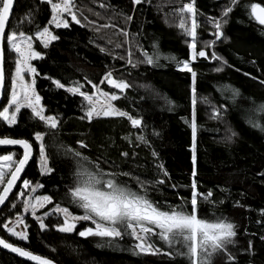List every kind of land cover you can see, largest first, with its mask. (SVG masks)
Wrapping results in <instances>:
<instances>
[{
    "label": "trees",
    "instance_id": "obj_1",
    "mask_svg": "<svg viewBox=\"0 0 264 264\" xmlns=\"http://www.w3.org/2000/svg\"><path fill=\"white\" fill-rule=\"evenodd\" d=\"M188 2L190 0H151L148 3L145 0L141 5L134 6L131 0H76L78 8L88 20L78 17L81 18V25L70 22L68 29L51 26L59 39L47 49L35 41V49L44 58L33 62L41 74L36 81V90L42 97L46 115L61 117L59 137L63 144L81 151L92 160L99 157L114 161L120 167L110 170L132 172L142 180L155 181L162 178L158 176L155 167L162 163L169 179L155 190L150 188L149 192L152 198L173 205L181 202L180 197L190 199L193 167L191 74L180 71L177 63L164 59L156 66L138 63L135 68L128 65L127 60L129 48L133 62L137 63L144 59L143 52L153 53L154 43L158 44V54L162 57L174 55L179 60L190 59L186 43L188 38L178 27L179 17L173 15L176 9ZM254 2L264 5V0H240L239 5L229 14L228 23L223 28L225 38L215 45L217 54L228 61V66L222 72L213 71L219 64L210 59L199 58L192 63L197 72L198 190L202 193L211 190L214 201H224L212 207L201 200L200 209L205 214L223 215L235 223L237 236L229 251L239 264H264V241L260 239L264 236V215L261 214V210H264V177L257 175L264 172V132L255 130L247 123L249 118L264 123V115L253 116L250 112L254 109L251 101L257 104L264 101V84L260 83L264 81V26L250 18V8L244 7ZM101 3L109 7L101 8ZM228 5L229 0H196L201 24L198 35L201 40L214 39L210 35L213 29L206 23V18L219 17ZM29 12L32 13L31 24L28 22ZM94 13H99V16ZM122 14L133 15V21L126 23ZM50 19V5L42 0H16L7 32L15 29L17 32L34 35L37 26L42 29ZM88 21H96L99 25L111 21L115 27L102 28L97 32ZM121 28L131 35L120 34ZM4 48L7 91L0 110L7 104L15 67V53L8 50L6 39ZM101 48L105 51H100ZM208 53L210 57L211 49ZM108 70H114L115 78L124 79L132 85L115 103L132 116L142 119L140 128H133L127 118H99L91 122L80 119L83 115L82 98L78 94L69 93L66 88L73 86V81H79L84 84L82 90L93 92L94 89L84 80L87 77L104 91L118 92L106 82L100 85V80ZM46 76L59 79L66 88H57ZM225 85L240 90L241 96L235 104L227 94L222 95L218 90ZM202 97H207L209 103L202 102ZM212 106H223L225 109L221 120L211 118ZM185 119L189 123L186 124ZM229 129L238 133L233 142L226 140V136L230 135ZM35 131H45V127L31 116L30 109L21 111L15 126H8L0 119V137L26 138L33 142L35 157L23 180L28 179L32 186L41 184L43 187L38 190V194L53 197V204L46 211L57 203L69 207L66 192L72 183L73 161L62 158L49 147L46 149L49 166L54 171L41 174L39 142H34ZM129 135L133 141L131 144L123 139ZM137 135L146 136L148 145L139 144L135 140ZM80 140L88 145L87 149L79 148L77 141ZM46 143L50 141L46 140ZM153 150L158 154V159L152 156ZM13 152L17 158L22 155L20 149L0 150L1 155ZM122 152H127L128 158L122 157ZM102 167L108 169L109 165ZM121 179L131 183L133 188L137 187L129 178ZM23 180L0 212V236L9 242L45 256L57 264H188L187 260H176L165 255L175 250L169 249L158 238H152V242L163 251L159 255H151L138 253L134 247L136 241L127 234L123 239L111 243L99 237H80V230L93 226L90 222L79 223L73 233H60L54 226L62 223L63 217L56 214L45 219L49 227L43 232L38 222L26 215L30 240L18 241L2 225L9 218H15L17 213H22L23 205L18 199V193ZM173 184L177 186L176 189L171 187ZM221 189L226 191L222 192ZM12 203L16 204L15 208L11 207ZM70 211L74 210L70 207ZM249 241H252L254 254L245 251ZM216 259L213 258L214 264ZM224 261L227 264L226 256ZM0 264L32 263L0 249Z\"/></svg>",
    "mask_w": 264,
    "mask_h": 264
},
{
    "label": "snow or ice",
    "instance_id": "obj_2",
    "mask_svg": "<svg viewBox=\"0 0 264 264\" xmlns=\"http://www.w3.org/2000/svg\"><path fill=\"white\" fill-rule=\"evenodd\" d=\"M42 2L50 5L51 19L48 25L42 29L37 26L35 37L47 49L59 37L53 33L50 26L56 29L70 27L71 21L77 25H81V18L88 20L87 16L83 15V11L78 8L76 0H42ZM134 6L141 5L145 0H131ZM151 3V0H147ZM240 0H229V5L221 12L219 17H208V23L213 31L210 33L214 37L212 40H201L198 35V28L201 27L199 22V13L196 7V0H190L176 9L173 15L179 17L178 27L186 39L187 47L190 50V59L179 60L173 56H160L158 44H153V53L143 52L144 59L134 63L129 48L127 63L135 68L138 63H146L156 66L161 59L169 62L177 63L179 70L191 74V102H192V118L190 122L192 132V172L190 182V199L180 197V203L170 204L160 202L151 197L149 189L159 188L169 179V174L162 163L156 164L158 176L162 177L152 180H142L139 175H133L132 172H124L120 170H110L112 168L119 169L114 161L108 159L97 158L92 160L91 157L84 155L81 151L73 149L60 140L59 132L61 125V117L58 115H46V108L42 104V97L36 90L37 78L41 75L37 68L32 63L34 60L43 59L42 53L36 51L33 43V36L26 34L24 31L17 32L15 29L6 33V25L9 22L10 14L13 11L14 0H0V94H3L5 88V49L4 41L6 39L8 50L15 53V67L11 75L10 94L7 98V106L0 110V119L8 126H15L18 122V116L23 109H30L31 116L41 122L45 131L34 132V142L38 143L39 149V167L41 174H50L54 171L49 166V154L47 148L52 147L53 151L61 155L62 158H68L73 161V171L71 175L72 183L68 187L66 197L69 199L70 206L63 207L60 203L50 211H44L42 215H38V210L44 209L46 205L53 204L51 195H34L38 188L42 185L32 186V182L24 179L21 190L18 193V199L22 201V213H17L15 219L9 218L2 227L11 236L17 238L18 241L28 242L30 240L28 228L29 225L25 222V215L30 213L35 221L38 222L41 232L48 229V224L45 219L51 215H60L63 217V222L56 224L54 227L60 233L70 234L77 230V225L80 222H90L89 227L79 231L80 237H99L108 240L110 243L123 239L125 234L134 238L137 243L134 247L138 253L159 255L162 249L152 242V238H158L163 241L169 249L164 253L176 260H187L188 264H214L213 258L217 257L215 264H225L224 257H227V264H239L236 258L229 251L234 245L237 229L235 223L230 221L223 215H215L214 213L205 214L200 209V201L211 204L212 207H217L218 204H223L224 201H214L213 192L209 190L207 193H202L198 190L197 183V121H196V105H197V72L193 69L192 63L199 58L210 59L218 62L219 66L213 71L219 73L228 66V61L219 56L215 51V45L224 37V26L228 23L229 14L233 8L238 6ZM101 8L109 7L103 3ZM244 7L250 8V18L254 19L259 25L264 26V5L260 3H251ZM91 11V9H89ZM29 24H31L32 13L29 12ZM99 16V13H94ZM126 23L133 21V15L122 14ZM89 24L95 27L99 32L102 28H114L115 24L105 23L99 25L96 21H88ZM120 34L130 36L131 33L125 29H120ZM111 43V41H110ZM199 45V50H198ZM122 47V45H117ZM211 49L209 57L208 50ZM100 51H105L101 48ZM123 59V57H114ZM255 63V61H253ZM114 70H108L104 73L100 80V85L107 83L116 91H104L99 85L93 83L92 80L84 77L88 85H91L95 91L89 92L84 89V84L79 81H73V86L67 87L61 83L59 79H53L51 76L45 78L52 80V83L59 89H64L74 95L78 94L81 98V111L83 115L81 120L88 122L99 118H127L133 128H140L142 119L132 116L128 111L122 110L115 102L119 101L127 89L132 85L124 79L114 77ZM245 75H248L247 73ZM264 84V81H260ZM222 95L227 94L228 98L235 104L241 96L238 88L231 85L222 86L218 89ZM126 98V97H125ZM201 101L209 103L207 97H202ZM172 103V102H169ZM251 103L254 109L250 110L253 116L257 114L264 115V101L258 104L253 100ZM225 109L223 106H212L211 118L215 120L222 119V112ZM185 123H189L185 119ZM247 123L260 132H264V123L257 122L255 119L249 118ZM230 135L226 136L228 142H233L238 133L229 129ZM158 135V133H153ZM131 144L132 137H123ZM50 141V143H46ZM135 140L139 144L148 145V140L144 135H137ZM79 148L87 149L88 145L83 141H77ZM20 146L23 149L22 155L19 158L16 153L0 155V206L5 205L16 186L17 181L21 178V173L24 172L26 165L33 157V142L26 138H9L4 136L0 138V146ZM135 155V153L133 154ZM121 156L128 158L127 152H122ZM152 156L158 159V154L153 150ZM102 165H109L106 169ZM257 175L264 177V172ZM121 177H127L134 181L137 185L133 188L132 184L122 180ZM176 189V185H171ZM26 190H28L26 194ZM222 192L226 189H221ZM239 205V201L236 202ZM12 208L16 207L12 203ZM70 207L74 211H70ZM76 213V214H74ZM82 213V214H80ZM264 215V210H261ZM259 223V221H258ZM19 228V230H18ZM260 239L264 241V236ZM0 246L10 250L12 253L18 254L20 257L34 262V264H54V262L42 255L34 254L25 247L17 246L10 243L7 239L0 237ZM54 251V249H53ZM247 253H253L252 241L248 242ZM254 254V253H253Z\"/></svg>",
    "mask_w": 264,
    "mask_h": 264
},
{
    "label": "water",
    "instance_id": "obj_3",
    "mask_svg": "<svg viewBox=\"0 0 264 264\" xmlns=\"http://www.w3.org/2000/svg\"><path fill=\"white\" fill-rule=\"evenodd\" d=\"M15 4H16V0H14L13 11H14V8H15ZM13 11H12V13L10 14L9 22H8V24L6 25V33H7V29H8V27H9V23H10V19H11V16H12V14H13ZM3 46H4V45H3ZM4 49H5V48H4ZM4 68H5V63H4ZM6 81H7V80H6V73H5V88H6ZM5 92H6V91H5ZM5 92H4L3 94H0V108H1V105H2L3 100H4V97H5ZM0 138H3V137H0ZM9 138H13V137H9ZM16 139H18V138H16ZM14 149H20V150L23 152V149H22L20 146H18V145H17V146H0V150H14ZM34 157H35V150H34V148H33V157H32V159L29 161L28 165H26L24 172L21 173V178L17 181V184H16V186L13 188L12 193L9 194V198H8V200L5 202V205L8 203V201H9L10 197L12 196V194L16 191V189H17V188L19 187V185L21 184V182H22V180H23V178H24V176H25V173H26V171H27L29 165H30L31 162L33 161ZM1 190H2V189H1ZM5 205L0 206V212H1V210L5 207ZM0 237H1V236H0ZM10 243H11V242H10ZM13 244H14V243H13ZM16 245H17V244H16ZM17 246H19V245H17ZM20 247H21V246H20ZM0 249L3 250V251H5V252H8V253H10V254H13V255H15V256H17V257H19V258H21V259L27 261V262H30V263L34 264V262H31V261L27 260L26 258L20 257L18 254H16V253H12L10 250L4 249L2 246H0ZM33 253H34V252H33ZM34 254H36V253H34ZM38 255H39V254H38ZM53 262H54V261H53ZM54 264H57V263L54 262Z\"/></svg>",
    "mask_w": 264,
    "mask_h": 264
},
{
    "label": "rangeland",
    "instance_id": "obj_4",
    "mask_svg": "<svg viewBox=\"0 0 264 264\" xmlns=\"http://www.w3.org/2000/svg\"><path fill=\"white\" fill-rule=\"evenodd\" d=\"M68 19H69V22H72L71 21V18L70 17H68ZM51 27V26H50ZM52 27H54V26H52ZM33 36V43H34V48H35V41H38L39 43H40V41H39V39L38 38H36L35 37V34L34 35H32ZM36 50V49H35ZM37 51V50H36ZM35 61V60H34ZM33 61V62H34ZM32 62V63H33ZM95 91V90H94ZM9 94H10V89H9ZM42 102V101H41ZM6 106H7V104H6ZM6 154H9V153H6ZM1 155V154H0ZM3 155H5V154H3ZM15 158H17V157H15ZM18 159V158H17ZM37 184H39V183H37ZM37 184H35V185H37ZM35 185H33V186H35ZM39 185H41V184H39ZM2 189V187H0V190ZM40 188H38L37 190H36V192L34 193V195H37V196H42V195H39L38 194V190H39ZM49 205H46L45 206V208L44 209H40V210H38V215H42V213L44 212V211H46V209H47V207H48ZM54 207V206H53ZM53 207H51L49 210H47V211H50ZM25 216L26 215H30L31 216V214L30 213H28V214H24ZM32 217V216H31ZM13 219H15V218H13ZM26 222V221H25ZM81 223V222H80ZM79 224V223H78ZM18 230H19V228H18ZM136 243H137V241H136Z\"/></svg>",
    "mask_w": 264,
    "mask_h": 264
}]
</instances>
